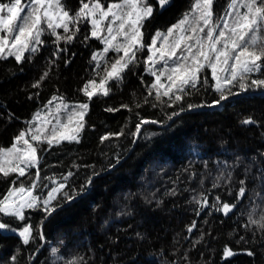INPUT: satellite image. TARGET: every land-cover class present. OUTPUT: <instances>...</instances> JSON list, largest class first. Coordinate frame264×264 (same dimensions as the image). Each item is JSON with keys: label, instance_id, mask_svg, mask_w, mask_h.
Wrapping results in <instances>:
<instances>
[{"label": "trees", "instance_id": "trees-1", "mask_svg": "<svg viewBox=\"0 0 264 264\" xmlns=\"http://www.w3.org/2000/svg\"><path fill=\"white\" fill-rule=\"evenodd\" d=\"M149 1L155 11L144 21L145 44L151 43L157 31L167 33L194 2L171 0L160 12L156 0ZM113 2L121 0H103L105 7ZM227 2L215 0L214 11L222 12ZM67 4L73 12L81 6L80 0H67ZM57 31L64 34L63 29ZM85 35H91L87 22L80 25L72 43L60 42V48L67 51L60 52L59 58L53 56L55 37L45 34V44L31 61L17 64L14 58L0 60V147H10L53 102H88L81 89L93 78L99 83L106 59L101 60L100 69L95 68L92 56L101 53L104 44L95 38L85 40ZM148 55L147 50L138 52L139 62L124 73L123 82L109 81V95L92 98L80 143L62 141L50 149L47 144L40 146L46 150L38 152L41 187L35 194L46 196L63 182L67 184L64 193L75 198L68 201L58 195L52 201L56 210L46 219L43 211L31 209L25 212L29 221L3 217L17 229L28 222L41 225L46 239L24 245L18 235L5 231L0 235V264H10L9 258L17 255V250L18 264H68L79 257L83 258L80 264H264V232L255 226L248 231L243 226L249 213L254 212L257 219L264 214V200L253 195L264 194L260 180L253 178L257 169H264V89H250L214 105L219 97L206 68L201 75L207 77V85L190 89L191 94L182 102L173 101L174 106L168 107L167 98L161 104L154 94L147 95L148 86L155 81L146 71ZM65 61L70 62L66 65ZM45 71L49 74L40 87H32ZM161 82L167 83L166 78ZM189 104L200 106L189 108ZM248 117L256 123L243 125L241 121ZM141 119L160 123L142 125L140 135L134 137L135 125ZM121 130L124 135H113L101 143V136ZM225 166L233 178L214 188L216 178L226 175ZM246 168L250 173H245ZM36 171L30 169L17 180V186L24 182L31 185ZM69 172L72 175L65 180ZM246 175L252 198L243 199L235 214L225 216L208 207L197 215L200 205L193 197L206 195L209 205L217 196L223 202L235 203L239 180ZM14 179L15 173L7 178L0 174V198ZM89 179L92 183L84 187ZM193 221L196 228L188 232ZM241 235L250 243H238ZM225 245L238 254L222 259ZM53 247L58 250L57 257L51 254ZM246 250L254 251L255 256L249 257Z\"/></svg>", "mask_w": 264, "mask_h": 264}, {"label": "snow or ice", "instance_id": "snow-or-ice-1", "mask_svg": "<svg viewBox=\"0 0 264 264\" xmlns=\"http://www.w3.org/2000/svg\"><path fill=\"white\" fill-rule=\"evenodd\" d=\"M214 2L215 0H194L189 12L185 13L177 24L170 27L167 33L157 31L150 38V44L144 43L142 32L144 21L152 17L154 13V6L149 3V0H121V2L109 3L107 7L104 6L103 0H80L81 6L75 12L67 4V0H23V2L10 0L7 4L0 3V33H2L0 34V60L14 58L17 64L31 61L45 44L42 39L45 34L55 37L53 43L57 45V48L53 56L59 58L60 52L67 51L66 48H60V42L72 43L80 32V25L85 22L90 24L91 35L90 37L85 35L84 39L95 38L105 45L103 53L92 56V60L96 61V69L101 68V60H105L110 50L118 54L110 64L105 60L104 75L101 76L99 83L93 78L81 89L88 98V102L68 106L63 104L60 98L66 110L70 107L65 123L57 121L51 132H48L47 128L33 129L30 126L14 138L10 147H0V174L3 178L16 174V179L11 181L13 186L0 198V214H2L0 215V235H3L5 231L18 235L24 245L35 242L37 239L45 241L41 225L28 222L17 229L5 222L3 217H12L19 222L29 221L25 212L31 209L43 211L46 219L56 210L52 201L56 200L58 195L62 194L68 201L75 198L73 195L64 193L66 183H57L50 177H44V179L57 183V186L50 189L46 196L33 194L41 187L38 152L46 149L40 146L47 144L50 149L54 144L58 145L62 141L80 143V133L85 129V116L88 114L92 98L97 95L108 96L111 92L109 81L122 83L125 78L124 73L131 71V67L139 62L138 52L147 49L150 53L145 61L146 71L155 77V81L148 86L147 95L154 94L155 101L161 104L165 103L164 98H167L168 107L174 106L173 101L182 102L184 96L191 94L190 89L207 85V77L201 75L206 68L211 71V79L215 81L212 88L219 97L213 102L214 105L219 106L230 96H238L250 89H264V63H262L264 62V0H228L226 7L219 13L213 9ZM170 3L171 0H158L161 8ZM106 21V34H103ZM58 29H63L64 34L58 33ZM174 35L175 39L170 40V37ZM118 36L123 37L122 42H117ZM158 42H160L159 48L156 47ZM120 52H123L122 56L119 55ZM53 62L50 61V63ZM69 62L65 61V64ZM156 64L163 66L157 70ZM48 74L45 71L32 87L39 88ZM96 75H100V72L97 71ZM162 77H166L167 83L161 82ZM145 103H148L147 98ZM152 106L155 107L156 104ZM199 106L188 105L189 108ZM106 111L113 112L119 109L107 108ZM176 114L178 113H174ZM158 123L160 122L156 120L141 119L135 125V132L132 135L138 137L142 125ZM241 123L253 125L256 121L248 117ZM113 135L118 137L124 135V132L121 130L119 133L105 134L100 138L101 143L109 140ZM30 141H34L35 144ZM33 168L37 169L33 183L29 186L20 183L17 186V180L28 175L29 170ZM225 171L226 175L221 174L216 178L213 183L214 188L219 187V182L222 180L231 182L233 172L228 170V166H225ZM245 173H250V169L246 168ZM71 175L72 173L69 172L64 179L67 180ZM253 178L260 180L261 186L264 187V169H257V175ZM246 180L247 175L239 180L240 187L236 192L235 203L223 202L217 196L215 202L209 205L206 195L201 194L200 198L193 197L200 205L197 215L208 207L222 212L225 216L230 213L235 214L234 210L243 199L252 198L248 195L250 190L246 186ZM91 183L89 179L84 187ZM253 195L264 200V194L256 192ZM243 226L248 231L255 226L264 232V214L257 219L254 212L249 213L248 223ZM194 228H196L195 221L187 230L192 232ZM255 235L256 233H253V237ZM241 241L245 244L250 243L243 235L237 242ZM261 242L264 243V236L261 237ZM36 251H39V247ZM57 253L56 248H51V254L54 257H57ZM18 254L19 250H17ZM237 254L231 247L225 245L222 259ZM255 254L254 251L246 250V255L249 257H254ZM17 255L9 258L10 264H18ZM82 260V257L71 259L68 264H80Z\"/></svg>", "mask_w": 264, "mask_h": 264}, {"label": "rangeland", "instance_id": "rangeland-1", "mask_svg": "<svg viewBox=\"0 0 264 264\" xmlns=\"http://www.w3.org/2000/svg\"><path fill=\"white\" fill-rule=\"evenodd\" d=\"M149 3L154 6V4L151 1H149ZM154 8H155V6H154ZM159 9H162V8L159 6ZM109 19H111V18H109ZM117 23H119V22H117ZM106 27H107V21L105 22V32H106ZM172 39H175V35L173 37H170V40H172ZM122 41H123V37L122 36H118L117 37V42H122ZM114 43H116V42H114ZM104 47H105V45L103 46V49H104ZM156 47L157 48L160 47V42L157 43ZM103 49H102L101 53H103ZM145 50H147V49H145ZM112 53H113V55H112ZM148 54H150V53L148 52ZM117 55L118 54L116 52L114 53V51L110 50L106 54L105 59L110 64L112 62V60L114 58H116ZM119 55L122 56L123 52H120ZM157 66L160 69L163 65L162 64H156L155 67H157ZM162 78H166V77H162ZM63 104H65V103H63ZM66 105L71 106L73 104H66ZM58 106H60L59 109H58ZM68 110H70V107H69V109L66 110L62 106V102L55 101L52 104H50L45 110H42L40 112V114L35 118L36 119V123L33 124V126H31V128H33V129H35V128H47L48 132H51V129H52L53 125H56L57 121H60V123H65L66 122L65 118H66V114H67ZM27 138L30 139V137H27ZM30 142L35 144L34 141H30ZM24 184H25V182H24ZM33 194L36 195L35 192Z\"/></svg>", "mask_w": 264, "mask_h": 264}, {"label": "water", "instance_id": "water-1", "mask_svg": "<svg viewBox=\"0 0 264 264\" xmlns=\"http://www.w3.org/2000/svg\"><path fill=\"white\" fill-rule=\"evenodd\" d=\"M167 7H169V5H165L162 9H161V11H163V10H165ZM207 208H204V210H206ZM235 211V210H234ZM230 215H232V213H230L228 216H230Z\"/></svg>", "mask_w": 264, "mask_h": 264}, {"label": "flooded vegetation", "instance_id": "flooded-vegetation-1", "mask_svg": "<svg viewBox=\"0 0 264 264\" xmlns=\"http://www.w3.org/2000/svg\"><path fill=\"white\" fill-rule=\"evenodd\" d=\"M156 3H158V0H156ZM170 6V5H169Z\"/></svg>", "mask_w": 264, "mask_h": 264}, {"label": "clouds", "instance_id": "clouds-1", "mask_svg": "<svg viewBox=\"0 0 264 264\" xmlns=\"http://www.w3.org/2000/svg\"><path fill=\"white\" fill-rule=\"evenodd\" d=\"M160 12H162L161 9H160Z\"/></svg>", "mask_w": 264, "mask_h": 264}]
</instances>
